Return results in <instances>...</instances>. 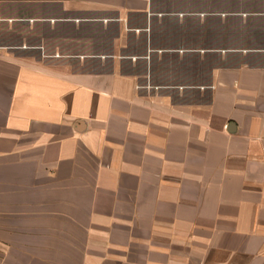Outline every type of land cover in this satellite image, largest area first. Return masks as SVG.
Listing matches in <instances>:
<instances>
[{"label": "crops", "instance_id": "crops-1", "mask_svg": "<svg viewBox=\"0 0 264 264\" xmlns=\"http://www.w3.org/2000/svg\"><path fill=\"white\" fill-rule=\"evenodd\" d=\"M0 264H264V0H0Z\"/></svg>", "mask_w": 264, "mask_h": 264}, {"label": "rangeland", "instance_id": "rangeland-1", "mask_svg": "<svg viewBox=\"0 0 264 264\" xmlns=\"http://www.w3.org/2000/svg\"><path fill=\"white\" fill-rule=\"evenodd\" d=\"M24 31H25L24 29L21 31H18L17 34H22V36H24V34H25ZM9 32H11V31L6 29L5 27H2L1 33H2V36L4 37L6 43L14 42V39H13L14 36H12V33H9ZM14 34H16V33H14Z\"/></svg>", "mask_w": 264, "mask_h": 264}]
</instances>
